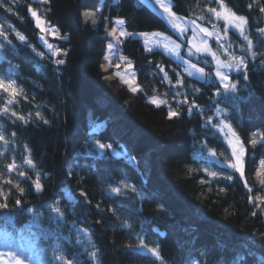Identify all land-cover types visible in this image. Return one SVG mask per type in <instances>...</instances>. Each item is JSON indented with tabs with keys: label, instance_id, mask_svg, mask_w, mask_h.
<instances>
[{
	"label": "trees",
	"instance_id": "1",
	"mask_svg": "<svg viewBox=\"0 0 264 264\" xmlns=\"http://www.w3.org/2000/svg\"><path fill=\"white\" fill-rule=\"evenodd\" d=\"M2 2L0 31L7 40L0 36V79L14 82L23 94L7 105L8 113L0 112V131L9 141H0V203H7L0 208V226L10 240L0 252L25 251L29 264H61L54 255L72 264H162L138 247L142 238L149 247L159 246L163 264H264V204L249 201L264 196V141L256 136L258 143L250 142L264 133V37L259 32L264 0H223L246 17V35L256 53L253 58L229 45L248 66V80L241 72L229 75L235 92L220 86L210 58L199 56L196 62L207 74L199 81L161 51L146 52L130 35L122 54L132 65L137 91L103 69L113 20H123L128 33L171 34L164 20L138 0ZM29 6L58 31V37L46 33L52 52L39 41ZM209 8L219 10L215 0H172L175 14L220 27ZM83 10L96 13L95 24L84 19ZM57 49L60 55L53 54ZM9 98L0 90V109ZM154 98L167 103L157 107L150 102ZM169 110L179 115L169 119ZM221 121L232 125L245 148L243 177L226 162L231 148L220 132ZM29 156L34 168L24 163ZM10 163L18 170L8 172Z\"/></svg>",
	"mask_w": 264,
	"mask_h": 264
},
{
	"label": "snow or ice",
	"instance_id": "2",
	"mask_svg": "<svg viewBox=\"0 0 264 264\" xmlns=\"http://www.w3.org/2000/svg\"><path fill=\"white\" fill-rule=\"evenodd\" d=\"M14 2H16V0H14ZM41 3H47L48 0H40ZM157 3L160 4V7L164 10V12L168 15V17L170 18V21L172 23V27L174 30H176L178 33L183 34L185 31H187L186 26L181 22L180 18L172 11L171 9V3L170 0L169 2L165 3V2H161V0H157ZM215 3L218 4L219 8L221 9V11H217V8H209L208 11L209 13H212L217 20H223L225 22V27H224V37L227 38V34H228V27L231 26L232 28H234L235 30H237L239 32V35L243 37V39L245 41H247V51L251 52V49L253 47V43L252 40L249 39V37L245 34V26L247 25L248 21L246 19V17L244 16H240L237 15L234 11H232L231 9H228L226 7V5L224 4L223 0H215ZM0 7H4V3L2 2V0H0ZM252 5H249V8H251ZM7 11L11 12L12 9L8 8ZM28 11L31 15V17L33 18V20L35 21V26L40 30V32L44 33L46 31L54 34L55 36H59V33L55 30V29H46L45 28V24L47 23L46 21H44L43 19H41V17L38 15L37 11L34 10L31 6H29ZM260 11L264 12V7H260ZM85 19H90L92 21L93 24L96 23V13L94 12H84L83 13ZM200 19H203V17H201ZM117 25L122 26L124 24L123 20H117L116 21ZM193 24V31L195 33V30L198 29L199 32L203 33L205 36L207 37H212L213 35L217 36V41L219 42V35L217 33L214 32H210L206 27L201 26L200 24H196L195 21L192 22ZM9 27H11V25H9ZM216 25L213 24V28H215ZM118 29L116 27L112 28V31L110 33V35L113 36L114 40H116L117 42H119L120 37H124L127 35H131L129 33H126L123 28L121 27L119 29V36L116 35ZM259 32L264 34V28L259 29ZM140 35L144 36V37H148L149 34L147 33H141ZM154 37L159 38L160 40H164V47L167 49V51L172 52L174 54L178 55V49L180 47L179 44H176L175 47L173 48H169L168 44L166 42V38H163L161 36V34L159 33H154L152 34ZM0 36H4V38L7 40V36L5 35V33L3 31H0ZM16 36L20 41H25V36L22 35L19 32H16ZM41 39H44V37L42 36ZM196 37L195 34L193 35L192 40L189 41V44L192 45V47H194L196 49L197 52H208L210 55H212L213 59H216V53L211 52V50L209 49L207 42L206 41H201L200 44H196L194 43ZM45 43H47V41H45ZM159 43V42H158ZM49 49H52V45L48 44ZM221 47H224L223 45H221ZM109 50H112L113 48V44H109L108 45ZM148 51H152L151 48L147 49ZM54 55H60V51L57 49L53 52ZM66 54V53H65ZM191 54V53H190ZM251 55L253 56V58H255L256 53L255 52H251ZM105 59L107 60L108 57H105ZM121 60H126L125 57H121ZM262 62H264V57L261 58ZM56 63L59 64H63L64 61L63 60H57ZM117 68L120 67L119 64L116 65ZM128 67L131 68L132 65L129 63ZM192 68H196V65H191ZM247 64L245 63V59L244 57H233L231 61L225 63V62H221V61H217V71H216V76L217 78L220 80L221 85L224 87V89L226 91H232L235 92L237 90V84L231 82L229 76L223 72L220 71V69H228L230 71L234 70L236 72H241L243 73V79L244 80H248V71H247ZM162 72L164 71L163 68L160 69ZM196 71H198L201 75L204 74V70L203 68H197ZM165 79H168L167 73H165ZM121 79L123 80V77H121ZM170 82V81H169ZM0 90H2L4 93L9 94V99L7 100L6 106H4L2 109H0V112L3 113H8L9 112V107L7 105H12L15 102L16 97L21 96L23 94V89L19 88L14 82H6L3 79H0ZM131 90L133 92H135L137 89L136 88H131ZM151 103L156 104L157 107L160 106L161 103H167V101H163V100H158V99H153L150 101ZM196 105L193 103L192 107H195ZM192 108H189V111H191ZM11 115L13 116H17L16 112H12ZM179 112L176 111H172L169 110L168 116L169 119L178 116ZM36 117L40 120L43 121L44 124H48V121L46 119H44L39 112L36 113ZM17 118L19 120H24L25 117L24 116H17ZM210 122V121H209ZM221 124L223 125L222 127H220V132L224 133V129H227V133H225V135L227 136L228 134H230V138H228V145L231 148V159L227 160V164L228 167L234 169L236 172H238L240 174L241 177L244 176V155H245V148L242 144V142L240 141V138L237 136L236 132L234 131V129L232 128L231 124H228L224 121H221ZM0 127H2V125H0ZM15 135V134H13ZM256 136L260 137V141H264V133H257L253 135V138L251 139V144L253 146H255L258 143V140L256 139ZM0 141L4 142L5 144H8L9 141L5 138V135L2 131H0ZM99 147L101 149H104L108 146L106 145H99ZM0 155H2V153H0ZM212 155H216L215 152H212ZM24 163L27 164L29 167L34 168L35 165L33 163V160L31 159V157H27L24 160ZM261 166L264 167V160H261L260 162ZM8 172H12L14 170H18V167L15 163H10L6 165ZM191 171V170H190ZM19 175L20 176H25V172L23 171H19ZM208 175L212 176V177H216L217 173L215 172H211L208 173ZM257 175L259 176L260 173L257 172ZM227 180H231L232 177L231 176H225L224 177ZM6 183L11 184L12 181L8 180L6 181ZM201 183H205V181H201ZM260 183L262 185H264V180H261ZM35 184V188L37 191L42 190V185L40 183L39 178L36 179V181L34 182ZM16 187V189L23 194L24 189L22 187H20L19 184L14 185ZM245 187H248L247 182L245 183ZM113 192L120 194V188H113L112 189ZM132 191H135V189L133 188ZM249 192H252V189L249 187L248 188ZM81 195H84V193H81ZM0 196H3V193L0 192ZM3 199L6 201L7 197H3ZM253 200L255 202H258V204H264V196L262 195H257L255 196V198H253L252 196L249 197V201L253 202ZM21 203L20 200L16 201V204L19 205ZM7 207V203H0V208H6ZM57 212H59V209H56ZM256 213L253 212L252 215H255ZM130 227V225H129ZM138 247L140 249H144L147 252H149L153 257L156 258V260H160L163 264V256L161 254V250L159 248V246H155V247H149V245L144 241V239H140L139 245ZM93 258L96 257V252H92L90 254ZM54 259L56 261L61 262V264H72V262L70 260H65L63 255H54ZM0 264H25V261L16 253L13 252H0Z\"/></svg>",
	"mask_w": 264,
	"mask_h": 264
},
{
	"label": "rangeland",
	"instance_id": "3",
	"mask_svg": "<svg viewBox=\"0 0 264 264\" xmlns=\"http://www.w3.org/2000/svg\"><path fill=\"white\" fill-rule=\"evenodd\" d=\"M138 1L141 2L142 4H144L145 6H147L148 8H150L153 12L157 13L164 20V22L166 23V25L170 29L171 34L160 32V31H151V32L129 33V34H131L130 36L140 39L142 42V45L144 47V50L146 52H151V51L147 50L148 48H151L152 51H155V50L161 51L163 54L168 56L173 61L181 64L183 66L182 70L186 76H188L190 78L197 79L199 81L206 80L207 74H206V70L202 66L198 65L196 62L198 61L199 56H204V57L210 58V64L213 66L215 78L219 82V84L223 88V90L226 91L224 89V87L221 85L220 80L216 76L217 61L227 63V62L231 61L233 57H241L240 54L236 53V50L240 51V52H243V51L249 52V51H247V41H245L243 39V37L239 35V32L237 30H235L234 28H232L231 26H229L227 38H225L224 37L225 22L222 19L217 20L216 17L214 16L215 21H219L221 24L219 25L220 27H218L216 25V27L213 28V26L209 27V26L203 25L193 18H186V17H182V16H179L176 14L180 18L181 22L187 28V31H185L183 34H180L176 30L173 29L170 18L164 12V10L160 7V4L157 3V0H138ZM161 2L167 3V2H169V0H161ZM170 3H171V9H172V0H170ZM86 11L92 12L91 10H83L81 12L83 17H84L83 13ZM172 11H173V9H172ZM217 11H221V9L219 8V10H217ZM84 19H85V17H84ZM86 20L91 21L90 19H86ZM117 20H121V19L113 20L114 22L110 27V33H111L113 27H116L118 29V31L116 33L117 36H119V29L121 27L123 28V30L126 33H128L124 28V24L122 26L116 24ZM193 21H195L196 24H200L201 26L206 27L210 32L217 33L220 37L219 42L217 41L216 35H213L212 37H207L203 33L199 32L198 29H196L195 33H194L193 24H192ZM45 28L46 29H55L54 27H51L47 24H45ZM46 33H49V37H54V34L48 32V31L42 33L39 30V41L43 44V46L45 47V49L47 51L52 52V49H49V47H48V44H51V43L49 42V39L46 37ZM141 33H147L149 35H148V37H144V36L140 35ZM154 33H159V34H161V36L163 38H166V42H167L169 48H173V47H175L176 44H179L180 47L178 49V55L167 51V49L163 46L165 41L160 40L157 37H154L152 35ZM194 34L196 37L194 43L200 44L201 41H206L211 52L216 53V59H213L212 55H210L208 52H203V51L197 52L196 49L194 47H192V45L189 44V41L192 40ZM232 34H234V36H232ZM245 34H246V26H245ZM261 35L264 37V34L261 33ZM42 36L44 37V39H41ZM128 36L129 35L124 36L122 38H126ZM122 38H120V39H122ZM238 38H240L243 42L238 43L236 40ZM230 39H231V41H230ZM45 41H47V43H45ZM110 43L113 44L111 41L108 42V44L105 48L103 63L101 65V67L105 70H108V69L113 70V73H112L113 76H115L117 79H119L120 82L122 84H124L130 91H132L131 88L138 89V86L136 85V83L133 80L135 73H134L132 67L131 68L128 67L129 63L126 62V70L128 71V73L127 72H124V73L115 72L116 69L114 68V65L112 62V56L114 54V50H109V48H108V45ZM233 43L236 45V48H235L236 50L231 49L229 46L230 44H233ZM242 44H244L245 46H242ZM221 45H223L224 47H221ZM105 57H108V59L106 60ZM193 64L196 65V68L191 67V65H193ZM197 68H203L204 74L201 75L198 71H196ZM220 71L227 74L228 76L230 74H238L239 73V72H236L234 70L230 71L228 69H220ZM121 77H123V80L121 79ZM222 126L223 125L221 124V127ZM225 133H227V129H224L223 134L226 137V140L228 142V138H230V134H228L226 136ZM6 234H7V232L5 231V229L0 226V247L8 249L10 240H9L8 236H6ZM25 244H28V242H26ZM6 252H8V251H6ZM11 252H13V251H11ZM13 253H15V252H13ZM23 253H24L23 255H19V256L25 261V264H29V262L27 260L28 259L31 260L30 259L31 257L25 251Z\"/></svg>",
	"mask_w": 264,
	"mask_h": 264
},
{
	"label": "built area",
	"instance_id": "4",
	"mask_svg": "<svg viewBox=\"0 0 264 264\" xmlns=\"http://www.w3.org/2000/svg\"><path fill=\"white\" fill-rule=\"evenodd\" d=\"M122 45H123V39H120L119 42L116 44V56L114 57V63L117 65L119 64L120 67L119 69L122 71L124 69V60H121V50H122Z\"/></svg>",
	"mask_w": 264,
	"mask_h": 264
},
{
	"label": "crops",
	"instance_id": "5",
	"mask_svg": "<svg viewBox=\"0 0 264 264\" xmlns=\"http://www.w3.org/2000/svg\"><path fill=\"white\" fill-rule=\"evenodd\" d=\"M112 50H114V47H113V49Z\"/></svg>",
	"mask_w": 264,
	"mask_h": 264
}]
</instances>
